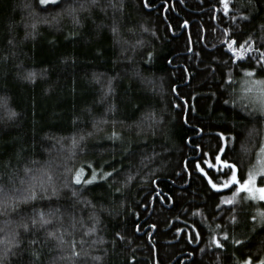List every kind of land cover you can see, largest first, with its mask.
<instances>
[{"label":"trees","instance_id":"obj_1","mask_svg":"<svg viewBox=\"0 0 264 264\" xmlns=\"http://www.w3.org/2000/svg\"><path fill=\"white\" fill-rule=\"evenodd\" d=\"M228 3L226 15L220 0H0V264L264 259V202L238 189L264 146V112L243 68L225 64L230 37H264V4ZM218 155L238 181L221 192L201 175L230 180ZM89 164L119 175L81 189ZM40 213L52 222L33 226Z\"/></svg>","mask_w":264,"mask_h":264},{"label":"snow or ice","instance_id":"obj_2","mask_svg":"<svg viewBox=\"0 0 264 264\" xmlns=\"http://www.w3.org/2000/svg\"><path fill=\"white\" fill-rule=\"evenodd\" d=\"M60 0H40V4L42 6H48V5H59ZM92 3L95 4L96 0H92ZM220 4H222L224 6V11L225 14H228V9H229V3L228 0H220ZM248 4L249 7L251 8V12H256L258 10V5L260 4H264V0H248ZM147 6V3L146 5ZM259 11H264V8H260ZM239 19L244 20V21H249L250 19L254 20L256 19V16L254 15H242L239 17ZM78 22V21H77ZM33 28H35V25H33ZM262 30H264V23H262L261 25ZM113 32L116 33L117 29L115 27H113ZM226 51L231 53V55L229 56L228 61H225V64H233L236 65L237 67H241L243 68V72H244V76L249 77V78H254L257 73H264V37L261 38V41L259 44L255 43V39L251 36H249L248 38L244 39L243 42L241 43L239 40L237 39H232L231 37L229 38V41L227 43V47H226ZM237 52H240V55H237ZM254 60L255 61V66L253 67L251 63H249V66L244 68V66L240 63L241 61L244 60ZM229 75H231V73H229ZM34 77H35V73H29L27 76V79L34 81ZM223 80V77H222ZM225 83H228L229 81H224ZM256 83L264 85V81H256ZM109 91H111V87H109ZM227 103V101L225 102ZM16 114L13 112L11 113V116H15ZM221 135V134H218ZM109 139L116 141V140H120L121 137L116 133L113 132L112 135L110 137H108ZM221 138L223 139L224 137L221 135ZM84 139L83 137H81V140ZM76 143V141L74 140V144ZM262 152H264V148L261 149ZM223 150H221V154H222ZM216 162L218 164H223V167L228 168L231 171V177L230 180H225L223 185H218L216 183H214V177H211L209 173L203 172L201 171V175L205 176L206 178H208V183L210 185V187L217 192H221L224 190V188L230 187L231 185H235L238 183L237 179H236V174H235V166L232 164L227 163V161H221V156L218 155L216 157ZM112 168V171H106L103 169V166H100V171L98 172L92 164L88 165V168L92 169V171L90 172L88 177H85L84 175H82L84 169L81 168L76 176L74 177L73 183L76 185H79L81 187V189L83 188H89V186L92 185H96L98 187H102V184L100 183L101 181H103L104 183H108L109 182V178H113L114 174L115 175H119V170L115 168V165H110ZM214 165L210 164L209 168L213 167ZM197 168L200 169V165H197ZM217 171L220 172L222 171V168L217 167ZM225 176H228L227 172L223 173ZM262 175H264V173H262ZM131 179V177L129 178ZM248 184V182H245V188L246 185ZM89 190H92L89 188ZM119 191V189L117 190ZM258 191L261 193L260 198L262 200H264V188H260L258 189ZM77 194L76 191L73 192V195L75 196ZM30 199H36L37 198V193L36 192H31L30 194ZM227 203H231V201H226ZM51 215V214H49ZM52 221L51 219L45 218V214L44 213H40L39 214V220L37 219H33L32 220V225L35 226L37 223H39L41 226L43 225H47L50 224ZM232 223H237L236 217L233 216L232 217ZM25 231L29 230V226L27 224L23 225ZM217 227H219V225H217ZM70 234V233H69ZM87 235V233H85ZM48 237L50 239H57L58 242L60 244H64L65 240H64V236H57L55 232H49L48 233ZM229 235L226 234L222 237L223 241H228L229 240ZM196 239H199V236L197 235ZM191 242V240H190ZM234 244L236 245H241L244 244L245 242L239 239H234L232 241ZM82 243V242H81ZM216 248L221 249L224 247V244L221 241H214ZM31 244L33 246L36 245H41L42 241L40 240V238L37 236L36 238H33L31 240ZM71 247L73 250V255L74 256H79L80 253L76 251V241L73 240L71 242ZM39 251V249H34L33 251V256L34 259L38 260L39 257L36 255V253ZM243 264H264V259H259V260H254L252 257H249L247 260L243 261Z\"/></svg>","mask_w":264,"mask_h":264},{"label":"rangeland","instance_id":"obj_3","mask_svg":"<svg viewBox=\"0 0 264 264\" xmlns=\"http://www.w3.org/2000/svg\"><path fill=\"white\" fill-rule=\"evenodd\" d=\"M243 86L250 89L251 99L253 100L250 106L255 110L264 112V85L258 84L255 80H250L249 78V80H245ZM258 157L254 165L255 167L251 169L247 179L238 184V189L245 192L251 199L264 202V200L260 198L261 193L258 191V189L264 188V175H262V173H264V152L261 151ZM246 181L248 184L245 188ZM239 264H243V262Z\"/></svg>","mask_w":264,"mask_h":264}]
</instances>
